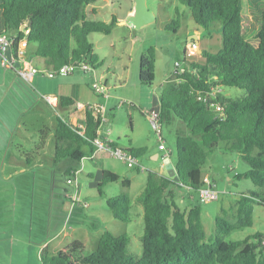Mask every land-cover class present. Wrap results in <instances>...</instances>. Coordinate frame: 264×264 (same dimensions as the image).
<instances>
[{"label": "trees", "instance_id": "1", "mask_svg": "<svg viewBox=\"0 0 264 264\" xmlns=\"http://www.w3.org/2000/svg\"><path fill=\"white\" fill-rule=\"evenodd\" d=\"M95 1L0 0V31L15 39V49L23 39L37 44L34 54L45 58L48 68L41 70L27 56L40 72L83 60L98 69L103 62L98 60L88 36L94 32L110 34L119 21L116 16L110 22L89 19L86 8ZM179 1L190 8L196 23L207 31L220 23L217 29L222 34V48L217 52L202 49V61L185 60L184 70L170 72L159 93L162 125L180 119L185 130L176 133L179 180L148 170L146 185L136 198L143 206L142 255L129 252V234L105 231L92 253L83 254L84 248L78 242L55 253L44 247L41 264H264V245L260 241L263 230L244 239L230 237L236 230L251 227L255 203L264 204V8L253 15L260 23L259 42L254 45L245 34L247 16L242 12V0ZM252 1L260 7L258 0ZM179 25L177 19L166 28L176 31ZM154 78L155 49L150 48L141 56L140 81L152 85ZM220 86L244 89L246 94L235 98L216 95L205 100ZM58 105L70 111L68 118L57 115L55 119L54 160L69 159L79 168L82 158L96 149L94 140L101 118L95 117L89 104L79 110L71 96H59ZM72 116L78 117L77 125L71 122ZM221 141L225 142V150L238 152L249 164V169L237 178L251 179L261 191L240 193L229 210L222 207L215 217L214 234L207 238L200 204L182 208L176 198L181 187L199 191L206 185L202 166L209 150ZM128 151L139 158L146 148ZM119 180L130 187L129 178L104 170L99 189ZM107 202L114 218L130 221L135 216L128 192L111 196Z\"/></svg>", "mask_w": 264, "mask_h": 264}, {"label": "rangeland", "instance_id": "2", "mask_svg": "<svg viewBox=\"0 0 264 264\" xmlns=\"http://www.w3.org/2000/svg\"><path fill=\"white\" fill-rule=\"evenodd\" d=\"M112 1V5L103 7L99 14L91 15L90 19L110 22L114 14L125 15L134 3L133 0ZM146 3L155 16L153 21L139 28L131 22L117 24L110 34L94 32L88 36L99 59L104 61L103 66L97 69L96 77L91 71H75L76 74L84 75L90 83L101 77L100 81L110 87L109 97L102 101L106 108V121L100 129L105 133L110 131L107 137L123 150H129L132 146L145 147L146 153L138 158L140 169L130 167L126 162L110 155H106L104 161L86 157L84 164H79L82 168L77 174L79 200L72 205V199L66 192L73 193L76 190V182L68 183L71 175L66 169L68 166H76V163L69 159L55 162L49 158L55 149L56 116L68 118L66 108L58 107L55 110L51 105L48 107L44 101L36 104L33 97L26 98L25 103H20L11 95L7 97L12 109L9 116H3L2 114L7 113L2 112L0 107V119L7 120L13 129L14 156L19 158L21 152L18 150H21V147L24 152H34V155H31L30 169L14 175L6 185L5 181H1L0 187V223L8 220V227H13L15 237L18 234V237L28 236L29 264H41L40 252L44 247L49 253H55L75 240L84 244L83 254L92 253L105 231L118 235L129 234V252L138 257L142 255L143 206L136 198L146 185L148 170L163 169L167 172L161 165L162 157L157 161L151 158V154L158 151L159 139L146 111L159 108V93L168 74L175 69L177 61L185 66L188 60H204L199 55L198 47L193 49L188 43H199L201 48L211 52L222 48V34L217 29L219 22H216L214 29L207 31L196 23L190 8L179 0H146ZM177 19L180 25L176 31L166 28L168 24L173 25ZM245 29H249V25H246ZM196 30L199 32L196 33ZM246 36L253 43L257 42L256 36H251V32H247ZM31 47L32 44L29 45L27 53L34 59L36 55L31 51ZM150 48L155 49V80L152 85L142 84L140 81L141 56ZM216 93L235 98L245 95L246 91L237 87L220 86ZM28 105H31L30 108L23 110ZM19 120L20 127L17 126ZM71 122L77 125L78 117L75 116ZM2 130L0 127V133ZM178 130H185L180 119L162 127L165 144L173 150V162L176 161L175 144ZM40 135H43L45 140L43 145L38 140ZM224 146L225 142L221 141L217 147L209 150L208 159L202 166L204 174L215 181L219 197L201 202L199 191L181 187L176 198L182 208L200 204L207 238L214 234L215 217L217 213L222 212V207L229 210L232 200L240 193L261 191L251 179L237 178L238 174L249 169V164L238 152L225 150ZM105 167L113 169L122 178L132 180L131 187H124L122 180H119L99 189V183L94 181L101 177ZM91 171L94 179L89 174ZM72 179L75 180V177ZM123 191L129 193L133 203L131 213L135 216L130 221L114 218L107 202L109 197L120 195ZM2 196H5L4 200ZM257 230L264 231V204L260 203H255L254 224L234 231L230 237L244 239Z\"/></svg>", "mask_w": 264, "mask_h": 264}, {"label": "crops", "instance_id": "3", "mask_svg": "<svg viewBox=\"0 0 264 264\" xmlns=\"http://www.w3.org/2000/svg\"><path fill=\"white\" fill-rule=\"evenodd\" d=\"M99 1L100 0H96L95 2L87 6L86 13L89 19L91 15L95 16L99 14L100 10H102L103 7L113 4L112 0H102V2H99ZM133 2L134 3L132 7H130L127 10L125 15L114 14L113 16H116L118 21L127 20L128 17L135 12V0H133ZM258 2H259L260 7L255 5L252 0H242V12L243 14L247 16L246 25H249V29L247 30L245 29L246 30L245 34L247 32H251V36H256L257 42H254V43L251 41L249 37H247L248 40L251 41L254 45H257L259 42V39L257 37V32H258L260 23L254 19L253 15L255 13H259L260 10L264 8V0H258ZM110 19H108V21ZM121 24L122 23L118 22V25H121ZM1 29H2V24L0 21V30ZM195 32L198 33L199 31L196 30ZM30 44H32L31 51L35 53L37 44L27 42L26 54H28L27 49ZM196 44L198 45L199 55L202 56L201 52L203 48H201L199 43H196ZM93 51L95 54H97L94 49ZM32 60L35 63V65L38 66L41 70L48 68L45 58L36 56V58ZM98 60H101V59H99L98 57ZM101 61L104 62L103 60ZM76 73L77 72H73L67 75H58L56 77H49L45 73H42L41 71L35 74L32 80L28 81L22 78L21 76H19L15 71L9 70L1 66L0 64V107L2 108V112L5 111L7 113V114H2V115L9 116V111L12 110L9 107V103L7 102V97L9 95L13 96V98L18 99L20 103H23V102L25 103L26 98L31 99V97H33L36 104H40L42 101H44L46 102V105L48 107H50L49 105H51L53 109L55 108V110L58 107H60L58 105V102H59V96L61 95L73 97L79 110H84L87 104H94L98 102L103 103L102 101L104 99H102V97H99L98 94L95 93L94 89L92 88V83L86 80L84 75L82 76L81 74H76ZM46 97L50 98V102L47 101ZM51 99L54 101H52ZM30 106L31 105H28L23 110H27L28 108H30ZM157 109H160V101H159V108ZM66 110L69 114L70 109L66 108ZM149 111L148 110L146 111L147 114ZM74 117L75 116H72L71 119L73 120ZM17 126L18 127L21 126L20 120L18 121ZM0 127L3 128L2 133H0V175H2L0 178V187H1L2 185L1 181H5V185H6V182H10L12 178L14 177V175H18V173L27 172L30 169V164L32 162L31 155H34V152L32 154H30V152L28 151L24 152V148L21 147V150H18L19 152H21V155L19 156V158L14 156L15 151H12L13 145H14L13 129L11 128V125H9L8 121L4 119H0ZM6 131L7 133H4ZM102 132L103 134H106L105 131H102ZM38 140L43 145V142L45 141L43 135H40ZM116 145L118 144L116 143ZM134 147L135 146L130 147L129 150ZM34 148L40 149L39 147H34ZM161 151L162 150H160L158 146V151L153 152L151 154V158L154 161H157L158 159H160V157H162V154H163V152ZM44 154H46L45 151H44ZM53 154H51L53 157L49 156V158L54 160ZM22 155H24L25 157H23ZM106 155L107 154H100L99 156L91 160L104 161ZM83 161H81V163H83ZM164 161L165 160L163 159V163L161 165L165 169ZM171 162L173 166H175V162H173L172 159H171ZM80 168L82 167L80 166L78 168L77 165L68 166L66 171L68 172V170H71L70 174H72L73 170L80 169ZM102 170L103 171L108 170V171L116 173V171H114L113 169L109 167H105ZM155 170L157 171V169ZM103 171L101 172V177H102ZM158 172L165 173L163 169H158ZM89 174L94 179L93 172L91 171L89 172ZM205 176L209 177L208 175H205ZM101 177H99V179L95 180L94 182L99 183ZM131 185H132V180H131ZM5 196H2L3 200ZM0 198H1V195H0ZM18 236L20 235L18 234L17 237H15L12 226L8 227V220L7 222L0 223V264H29V249H30V248L28 249L29 238L28 236L25 238L18 237ZM75 242L80 243L82 247H84V244L81 241L75 240L73 243L67 245L64 248V250H68L71 247V245L74 244Z\"/></svg>", "mask_w": 264, "mask_h": 264}, {"label": "built area", "instance_id": "4", "mask_svg": "<svg viewBox=\"0 0 264 264\" xmlns=\"http://www.w3.org/2000/svg\"><path fill=\"white\" fill-rule=\"evenodd\" d=\"M24 27L22 26V29ZM28 31L26 30V33ZM190 45L191 48L196 49L198 45L193 42ZM26 48H27V40L23 39L19 42V45L17 49H15V39L9 35H7L4 32L0 31V64L1 66L15 71L19 76L22 78L30 81L32 80L33 76L40 72V70L33 64V62L28 58L26 54ZM19 64V65H18ZM175 69L178 71H183L184 67L181 65L180 62L175 63ZM77 70H82L84 72H94L95 77L97 76V69L94 68L89 60H83L77 63H68L63 65L58 70H51L46 71V75L49 77H56L58 75H67L71 74ZM101 78V77H100ZM100 78H95L92 82V87L95 90V92L99 95H102L103 99H106L110 95L109 86L107 83L101 82ZM217 88L213 90L210 97H206L205 100H211L214 96L217 95ZM201 98V96H199ZM47 101L50 102V98L46 97ZM124 102V101H123ZM125 103V102H124ZM89 108L92 109L93 114L96 118H101V126L106 121L105 117V105L104 103H94L89 104ZM218 109H220V106H217ZM148 115L150 117V122L152 124V127L154 128L158 139H159V149L163 151L162 158L165 160V158H169L171 160L172 155V148L166 146L165 141L162 136V121L160 117V109L153 108L148 112ZM100 126V127H101ZM110 132L107 131L106 134H103L101 129L98 130V136L94 140V144L96 146V149L94 153L91 156H87L90 159H93L100 154H107L112 157H115L117 159H121L122 161L126 162L130 167H137L138 169L141 168V165L139 163L138 157L133 155L128 150H123L118 145L114 144V141L109 139L107 135ZM86 157L82 158V161ZM165 166V161H164ZM144 169V167H142ZM81 171L80 169H76L72 171V174L70 178H68V183H73V181L76 182L75 189L73 193L67 195L72 199V205L74 202H77L79 200V186L77 183V174ZM72 177H75V180L72 179ZM206 185L199 189V199L201 202H208L217 199L218 197V190L216 188V183L211 180L209 177L205 176L204 178ZM261 244L264 245V236L261 238Z\"/></svg>", "mask_w": 264, "mask_h": 264}, {"label": "water", "instance_id": "5", "mask_svg": "<svg viewBox=\"0 0 264 264\" xmlns=\"http://www.w3.org/2000/svg\"><path fill=\"white\" fill-rule=\"evenodd\" d=\"M155 19L153 13L149 10L146 0H135V12L128 17L127 20L119 21V23L131 22L135 27L139 28L146 23H149ZM23 25V27H25ZM19 65V64H18ZM165 169L167 175L173 177L175 180H179L178 172L175 166H173L169 158H165Z\"/></svg>", "mask_w": 264, "mask_h": 264}]
</instances>
